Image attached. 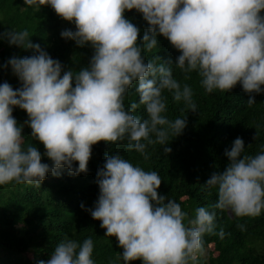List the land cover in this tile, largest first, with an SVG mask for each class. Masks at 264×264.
I'll return each instance as SVG.
<instances>
[{
    "label": "clouds",
    "instance_id": "obj_1",
    "mask_svg": "<svg viewBox=\"0 0 264 264\" xmlns=\"http://www.w3.org/2000/svg\"><path fill=\"white\" fill-rule=\"evenodd\" d=\"M28 7L50 5L56 14L75 23L76 31L64 30L62 38L78 47L95 49L90 66L79 72L65 71L39 44H32L29 32L10 30L4 34L10 45L35 49L36 55L12 57L9 64L22 82L14 90L0 84V186L27 184L40 187L51 173H87L92 146L103 141L127 140L147 160V149L159 144L165 154L171 137L182 134L185 118L168 119L170 92L177 102L197 111L193 89L173 75V69L156 57L145 63L144 52L157 48V33L166 37L181 55L176 68L189 79L201 78L208 93L228 92L238 83L247 93L264 86V0H24ZM137 10L150 26L143 36L127 20L125 11ZM73 81L75 86L73 87ZM138 82L139 104L126 108L129 88ZM247 104H255L250 97ZM145 107L147 119L133 113ZM26 111L32 137L44 145L51 167L42 163L40 151L25 141L13 108ZM251 145H249L250 147ZM237 137L225 155L229 163L214 172L205 187L214 188L218 199L211 206L198 207L194 218L180 203L158 194L162 179L156 171L134 166L119 155H108L96 183L100 195L94 209H87L101 222L107 237H115L125 264H197L205 253L204 236L216 234V211L235 217H256L264 211V150L246 155ZM78 168L73 169V163ZM81 204V208L84 209ZM243 230V225H238ZM224 238L225 232L218 233ZM91 238L78 243L67 236L51 257L38 264H96Z\"/></svg>",
    "mask_w": 264,
    "mask_h": 264
},
{
    "label": "trees",
    "instance_id": "obj_2",
    "mask_svg": "<svg viewBox=\"0 0 264 264\" xmlns=\"http://www.w3.org/2000/svg\"><path fill=\"white\" fill-rule=\"evenodd\" d=\"M264 16V11L260 13ZM124 16L139 29L138 45L143 48V36L150 26L142 13L133 9ZM29 32L32 44H39L65 71L79 72L90 66L95 54L92 45L78 47L73 40L62 38L64 30L76 31L74 21L68 22L56 14L50 5L28 7L24 0H0V84L7 82L14 90L22 88V82L8 63L12 57L25 58L36 55L35 49L10 45L4 36L10 30ZM157 48L144 52L145 63L158 57V63L173 69L174 78L193 89V100L197 111H190L183 101H175L170 92H165L167 117L174 120L185 118L187 125L182 134L170 136L165 154L159 144L147 149L148 159L134 150H129L127 140L114 144L103 141L92 146L87 173L70 174L64 167L59 176L49 173L40 187L27 184L0 186V264H38L47 261L55 247L65 236L83 243L91 238L94 244L93 259L96 264H125L123 249L115 237H107L101 222L94 220L87 209H94L100 195L96 183L98 171L103 169L108 155L119 153L134 166L146 171H156L162 179L159 195L173 199L195 216L198 207H208L217 201V191L204 185L214 172H223L229 163L225 155L231 150L234 140L242 138L246 155H255L264 150V86L262 91L247 93L241 84L225 92H206L197 73L187 74L176 68L181 53L170 41L157 33ZM75 82L73 81V87ZM138 82L129 88L125 100L126 108L132 103L139 104ZM254 97L255 104H247ZM141 120L147 119L146 108L141 106L134 113ZM13 117L22 126V136L40 151L42 163L50 167L52 161L46 156L44 145L35 140L26 111L14 107ZM249 145H251L249 147ZM78 162L73 163V169ZM81 204L85 207L81 208ZM216 211V234H206L205 253L197 264H264V211L256 217H235L226 211ZM243 225V230L238 227ZM223 229L224 238L219 231ZM212 251H209L210 247ZM213 253L217 255L214 257ZM133 264H142L135 261Z\"/></svg>",
    "mask_w": 264,
    "mask_h": 264
},
{
    "label": "rangeland",
    "instance_id": "obj_3",
    "mask_svg": "<svg viewBox=\"0 0 264 264\" xmlns=\"http://www.w3.org/2000/svg\"><path fill=\"white\" fill-rule=\"evenodd\" d=\"M213 250V247L211 246L210 248H209V251H212ZM217 254L216 253H213V256L215 257Z\"/></svg>",
    "mask_w": 264,
    "mask_h": 264
}]
</instances>
